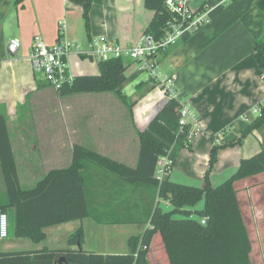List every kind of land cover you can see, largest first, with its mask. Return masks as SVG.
<instances>
[{
    "label": "crops",
    "instance_id": "1",
    "mask_svg": "<svg viewBox=\"0 0 264 264\" xmlns=\"http://www.w3.org/2000/svg\"><path fill=\"white\" fill-rule=\"evenodd\" d=\"M41 1V4L33 5L34 10L28 16L29 9L26 4L29 1L24 2V6L20 3V6L16 5L13 0H0V113L7 119L8 131L11 122L19 124V126L17 125L18 131L14 133L15 137L12 135L13 132L9 131V138L19 183L24 188L32 187L49 169L64 167L60 164L65 163L64 155L67 147L65 127L60 124L52 128L53 131L50 132L54 134L50 135L51 137L46 138L47 135L41 138L37 144L38 134L34 131L43 129H38V124L35 123H43L45 120L33 115L31 108L42 102L34 97L47 92L45 87L49 86L42 85L43 78L38 79L37 73L33 72L31 68L28 54L33 36L39 34L47 44L54 43L61 35L58 21L63 20L65 30L62 36L70 40H77L84 47L90 39L98 36H106L122 46L130 47L145 34V29L153 16V12L144 6V0H105L97 23H93L92 11L88 16L90 23L89 30L86 32L85 25L81 24L80 26L78 25L80 20H78V24L75 21L74 11L80 10L81 5L74 3V0ZM187 3L192 9H198L203 4L208 6V19L201 28L184 34L165 51L159 53L157 65L158 69L160 68L158 71L161 76H175L173 82L177 99L188 105L198 119V132L189 145L178 151L169 171V177L173 168L179 166L184 169L188 178H201V184H203L204 171L207 170L209 151L212 146L239 137L249 121L245 122L242 119L243 114H247L249 119L258 115V113H252V109L264 99V75L259 74L258 64L253 54V43L263 33L264 10L257 6V0H187ZM42 10L47 13L44 14ZM42 16L51 20L53 24L51 34L46 35L47 26L44 25ZM12 17L15 18L13 23ZM66 18H69L67 22ZM7 20L11 23L7 24ZM6 24L8 26H5ZM78 28L85 36L76 37V34L80 35ZM11 38L20 40V48L15 56L8 57L6 47ZM87 59L90 58L72 56L71 62L76 74H97L99 72L97 64V73H88L91 71L81 69V63ZM123 62L126 69L133 66L136 70L141 71L138 69L137 63L128 59ZM135 86L138 91L133 93L126 104L122 106L125 111L122 117L112 115L111 111L103 110L100 116L95 115V122L87 127L86 123L79 120L78 123H80L74 127L73 133L76 134L73 143L84 142L82 144L89 145L88 147L102 155L128 165H135L140 146L138 131L147 127L149 120L166 100V95L162 93L158 80L152 85L150 81L139 77ZM28 103L29 111H26L28 115L21 118L18 108ZM126 105L129 106L128 109L125 108ZM98 111L99 109L92 113L97 114ZM21 124H31L32 127L21 126ZM34 124L36 126L33 128ZM73 143L70 142L69 145L70 154ZM198 148H201V151H197ZM263 148V135L260 130L254 129L242 143L219 148L217 166H215L224 169L230 165L227 158L230 157V160L235 163L241 158L254 155ZM184 149L188 152H183ZM17 156H20V159ZM199 158L201 159L200 165L196 164ZM223 161L226 163L221 166L220 163ZM19 166L20 170L25 172L23 177L19 173ZM216 167L211 173L212 175L208 176L213 186L215 185L212 182V176L216 173ZM225 178L227 175L222 174L218 184ZM114 179L115 176L91 167L90 184L93 200L96 201V204L103 206L102 210L123 218L130 212L131 204L121 205L124 195H127L130 188L127 186L126 193L118 198L116 194L123 186L113 183ZM248 179L254 185L251 187L252 193H250L249 200L247 199L249 213H251V210L264 208V193L261 196L256 193L259 186L263 187L264 192V172L234 182L239 204L238 185ZM22 182H25L27 187L23 186ZM103 192L106 196L111 195L112 198L108 199L103 195ZM142 192H145L142 187H137L134 190L137 196ZM7 201L8 196L0 166V212H4L1 209ZM134 203L135 201H132L133 206ZM9 209L7 208L5 212L8 213ZM84 219L46 227L44 229L45 239L48 237L50 229H55L50 235L55 239H59L56 238V234L62 229L69 235L80 226L84 231ZM252 220H254V215H252ZM73 222L77 223L75 228L66 227ZM94 223L96 222L94 221ZM125 224L131 223L110 225L113 227ZM143 230L140 231L137 228V233L140 234ZM125 240L127 243V237ZM84 242L85 233L83 246ZM42 246L47 245L34 243L29 238L10 237L9 235L7 238H0V252ZM125 251H127V247H122V250L114 252Z\"/></svg>",
    "mask_w": 264,
    "mask_h": 264
},
{
    "label": "trees",
    "instance_id": "2",
    "mask_svg": "<svg viewBox=\"0 0 264 264\" xmlns=\"http://www.w3.org/2000/svg\"><path fill=\"white\" fill-rule=\"evenodd\" d=\"M90 4L91 0H87L83 9L86 32ZM144 6L153 12L144 33L158 39L170 18L165 0H144ZM257 6L264 10V0H257ZM253 54L259 74L264 75V27L262 36L253 43ZM97 65V74H77L58 94L113 91L121 95L119 86L126 78L123 60H100ZM42 85L48 84L43 80ZM180 104L166 92L160 109L147 127L138 131L140 146L135 165L119 162L74 142L70 163L49 169L29 188L19 183L7 119L0 113V166L8 196L1 210L14 209V237L39 243L46 237V227L88 217L99 224L148 223L140 234L128 238L125 252L102 253L84 248V231L80 226L68 236L65 247L1 251L0 264H251V240L234 182L264 172V148L241 158L237 170L215 186L208 174L217 160L219 148L242 143L254 129L261 131L264 140V99L258 104L260 113L249 119L239 137L212 146L201 186L181 184L169 177V169L178 150L186 146L190 130L188 124L180 126L178 123ZM164 155L171 162L166 164L165 174L160 178L157 161ZM91 167L115 176L112 182L122 184L116 194L118 198L126 193L127 186L130 190L142 187L148 200L156 198L149 207L148 219L141 220L130 212L127 218H119L102 210L103 206L93 200ZM103 195L106 196L104 192ZM106 197L112 198L111 195ZM200 201L202 206L197 207ZM146 208L142 210L144 219L147 218ZM202 218H205L204 224ZM61 258L64 260L59 262Z\"/></svg>",
    "mask_w": 264,
    "mask_h": 264
},
{
    "label": "rangeland",
    "instance_id": "3",
    "mask_svg": "<svg viewBox=\"0 0 264 264\" xmlns=\"http://www.w3.org/2000/svg\"><path fill=\"white\" fill-rule=\"evenodd\" d=\"M29 1L26 6L28 10L27 15L30 16L32 13V10H34L33 5H36L37 3H42L41 0H22V5L24 6V2ZM87 0H74V3L77 5H81V9H76L74 11L75 17H76V23L78 24V20H80L79 24L84 26V17H83V9H84V4L86 3ZM13 2L16 5H20V3ZM105 3V0H91L90 8L88 10V16L90 15L92 11L93 15V23L98 22V19L100 18V10L102 9V5ZM39 5V4H38ZM47 13V11H43ZM79 16V17H78ZM104 19V18H103ZM12 23L15 21V18H11ZM42 20L45 26H47V33L51 34L52 29H53V24L51 23V20L47 17L44 18L42 16ZM69 18L65 19L67 22ZM89 23L90 19L88 17ZM105 20V19H104ZM100 21V20H99ZM107 21V19L105 20ZM9 20H7V24H9ZM5 26H8V25ZM7 29V28H5ZM7 32V30H5ZM78 34L79 36L76 37H83L85 36L84 33H82L81 29L78 28ZM67 33V32H66ZM71 37V36H70ZM81 69L84 71H91L88 73H97L96 69V64L97 60L95 59H87L84 60L81 63ZM160 69V68H159ZM158 69V70H159ZM126 78L120 84L119 88L121 91V95H117L113 91H101V92H80V93H72L68 95H59L58 92L53 90L50 86L45 87V90L47 92L42 93L38 96H35L34 98L40 99L42 102L38 105H34L32 109V114L35 116H39L45 120V122L41 123H35L38 124V129H43L41 131H34L35 133L38 134V141H40L41 138L51 137L50 135H53L54 133L50 132L53 131V127H57L60 125H64L65 127V134H66V139H67V147L65 148V155H64V162L63 164H60L61 166L68 165L71 160V154H70V142L73 143L74 141V136L76 133L74 132V127H76L79 123L78 121H82L83 123H86V127L89 126L90 124H93L95 122V115L100 116L101 112L104 111H111L112 115L116 116H123L125 114V111L123 110L124 104H126L127 100L131 98L133 93H136L138 90L136 89V80L140 77L143 80H148L150 81V84L156 83V78H151L149 77L148 73L145 71H138L136 70L133 66H129L126 69ZM36 77L38 79H42L41 74H36ZM125 102V103H124ZM29 103L25 106L19 107L18 111L19 116L22 118V116H27L28 113L26 111H29L28 107ZM126 109L129 108L128 105L125 106ZM97 114L92 113L95 110H98ZM42 120V119H41ZM33 125V128L36 125ZM17 125L19 124L17 122H11L10 123V132L12 133L13 137L14 133L18 131ZM31 126V124H21V126ZM20 126V127H21ZM15 127V128H14ZM32 127V126H31ZM56 129V128H55ZM29 130V129H28ZM31 131V130H30ZM33 131V130H32ZM37 136V135H36ZM12 139V137H11ZM14 142V139H12ZM80 142V141H79ZM84 143V142H81ZM36 144V143H34ZM88 145V144H87ZM89 146V145H88ZM39 147V145H38ZM183 148V147H181ZM180 148V149H181ZM179 149V150H180ZM178 150V151H179ZM187 150L184 149L183 152H186ZM197 151H201V148H198ZM218 151L217 150V157H218ZM188 152V151H187ZM179 153V152H178ZM210 155V151H209ZM20 159V156H17ZM228 165L224 169L222 167H216L217 164L216 162L213 164L212 169L210 170L209 174L210 175L214 168L216 167V173L213 174L212 176V182L214 185L218 184L219 178L222 174L231 175V173L235 172L238 168L239 161L233 163L230 160V157L227 158ZM217 161V160H216ZM62 163V162H60ZM226 162H221V166H223ZM196 164L200 165L201 164V159H197ZM216 165V166H215ZM208 168V165H207ZM171 169V168H170ZM169 169V171H170ZM19 173L21 174V177L25 175V172L20 170L19 166ZM205 173V171H204ZM212 175V174H211ZM170 178L178 183L181 184H186V185H198L201 186V178L194 177V178H188V176L185 174V171L182 167L176 166L173 168ZM23 179V178H22ZM239 180V179H238ZM201 184V185H200ZM23 186L27 187V184L25 182H22ZM29 185V184H28ZM252 183H250L249 179L248 181H245L243 184L238 185V191H239V198H240V206H241V211L243 213V217L249 232V237L251 240V253H250V259H251V264H264V213L263 209L264 208H258L257 210L249 213V205L247 204V199L249 200L250 193L251 192V187H253ZM235 187V185H234ZM255 188V187H254ZM256 193H258V196H261L263 194V187L259 186V189L256 190ZM145 194V196H143ZM132 201H135L134 206L132 205ZM149 201L151 205L149 204ZM157 200L156 198H151V200H148V196L146 197V192H142L139 196H137L134 193V190L131 189L127 195H124L123 197V202L122 206H125L127 204H131V207L129 206L130 214L133 215L134 217H139L141 220H147L148 219V211L149 207H152V203H155ZM168 206V205H166ZM202 202L200 201L197 204V207H201ZM147 207V208H146ZM146 208V215L147 218H145L144 215H142V210ZM254 215V220H252V215ZM77 223L73 222L68 224L66 227H74ZM148 223H131V224H125V225H115L111 226L110 224H98L94 223L89 218L84 219L83 225H84V233H85V242H84V248L94 250L97 252H102V253H108V252H114L118 250H122V247H127L126 243V237L127 240L130 236V234L133 235H138L137 233V228L141 231L144 229V227L147 226ZM64 227V229H66ZM127 229V231H126ZM53 230L55 229H50L48 231V237L43 241L39 242L41 245L45 244L48 247H65L66 246V239L69 235L68 232H64V230H60L56 234L55 239L53 236L50 237L52 234ZM29 242V241H27ZM64 245V246H63Z\"/></svg>",
    "mask_w": 264,
    "mask_h": 264
},
{
    "label": "built area",
    "instance_id": "4",
    "mask_svg": "<svg viewBox=\"0 0 264 264\" xmlns=\"http://www.w3.org/2000/svg\"><path fill=\"white\" fill-rule=\"evenodd\" d=\"M165 6L170 12L166 30L162 37L156 39L151 34H143L140 40L125 47L108 39L106 36H98L90 39L84 47L77 40H70L62 36L65 30L63 20L58 21L60 36L52 44H47L41 35L35 34L28 54L33 72L41 74L43 80L56 92L69 86L77 75L73 70L72 56L88 57L97 61L111 58L128 59L137 63L138 69L148 73L150 78H156L161 86L162 93L166 92L170 97L176 98L174 90V75L161 76L158 71V54L165 51L178 38L187 33H192L201 28L207 21L209 8L203 5L199 9L189 7L187 0H165ZM62 36V37H61ZM20 48V40L11 38L6 47L8 57L15 56ZM252 113H260L258 106L252 109ZM242 119L249 120L247 114ZM180 126L188 124L190 130L186 136V146L191 143L198 132V119L190 107L180 104L178 112ZM171 160L167 155L161 156L157 161V173L161 178L165 174L166 164ZM164 204H169L164 201ZM205 223V218L201 219ZM9 235L8 213L0 212V238Z\"/></svg>",
    "mask_w": 264,
    "mask_h": 264
},
{
    "label": "water",
    "instance_id": "5",
    "mask_svg": "<svg viewBox=\"0 0 264 264\" xmlns=\"http://www.w3.org/2000/svg\"><path fill=\"white\" fill-rule=\"evenodd\" d=\"M8 227H9V236L13 237L14 236V209L10 208L8 210ZM64 259L61 258L59 262L63 261ZM66 264V263H63Z\"/></svg>",
    "mask_w": 264,
    "mask_h": 264
}]
</instances>
